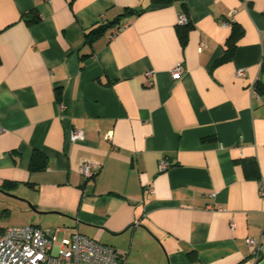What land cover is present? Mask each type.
Listing matches in <instances>:
<instances>
[{
	"label": "crops",
	"instance_id": "0c3cea01",
	"mask_svg": "<svg viewBox=\"0 0 264 264\" xmlns=\"http://www.w3.org/2000/svg\"><path fill=\"white\" fill-rule=\"evenodd\" d=\"M126 8L137 13L85 42ZM262 190L264 0H0L2 226L78 231L128 264H264L244 240L261 233Z\"/></svg>",
	"mask_w": 264,
	"mask_h": 264
},
{
	"label": "built area",
	"instance_id": "2783aa9c",
	"mask_svg": "<svg viewBox=\"0 0 264 264\" xmlns=\"http://www.w3.org/2000/svg\"><path fill=\"white\" fill-rule=\"evenodd\" d=\"M187 16L181 12L178 23H187ZM180 65L172 70L177 79L181 73ZM237 76L244 75L243 69L236 71ZM59 108H63L59 104ZM108 137V136H107ZM81 129L73 128L69 132L70 142L82 140ZM166 162L160 163V169L166 168ZM95 165L88 160L80 163V172L89 179L95 172ZM264 194V190L261 192ZM1 219V217H0ZM245 244L252 254L258 255L264 246V224L259 237L247 236ZM0 264H128L118 250L108 244L86 236L78 231L70 235L61 234L58 228H41L29 224L25 226H2L0 222Z\"/></svg>",
	"mask_w": 264,
	"mask_h": 264
},
{
	"label": "trees",
	"instance_id": "16d2710c",
	"mask_svg": "<svg viewBox=\"0 0 264 264\" xmlns=\"http://www.w3.org/2000/svg\"><path fill=\"white\" fill-rule=\"evenodd\" d=\"M151 1L155 5H163V4H168L171 2H178L179 5L184 6V0H151ZM136 13L137 11L126 8L123 10L122 13H120L117 17H115L110 22L98 23L94 25L93 27L86 30V32L84 33L85 42L87 44H91L95 39H97L99 36L107 32L108 30H112V32H115L123 24V21L126 15H132ZM36 19H37L36 17H33L32 21H35ZM187 24L188 23H185L182 26H178V29H177L178 38L181 41V43H184V40L186 37V29H187L186 25ZM240 33H241V27H236V25L233 24L232 32L227 41L226 50L222 58H220L218 62H221V61H224L230 58L231 54L233 53L235 49L237 37ZM240 163L242 164L244 175L246 178L251 179V178L259 177V169H258V165L255 159L243 158L240 160ZM45 166H46L45 158L42 155L40 156V154L35 153L32 156V159L30 162V169L33 171L42 170L45 168Z\"/></svg>",
	"mask_w": 264,
	"mask_h": 264
},
{
	"label": "water",
	"instance_id": "95a60500",
	"mask_svg": "<svg viewBox=\"0 0 264 264\" xmlns=\"http://www.w3.org/2000/svg\"><path fill=\"white\" fill-rule=\"evenodd\" d=\"M5 194L8 195V196H11V197L17 198V196H15V195H12V194H9V193H6V192H5ZM20 199H21V198H20ZM21 200L27 202L28 206H29L31 209H35V207H34V206H33L28 200H26V199H21Z\"/></svg>",
	"mask_w": 264,
	"mask_h": 264
},
{
	"label": "rangeland",
	"instance_id": "374dc122",
	"mask_svg": "<svg viewBox=\"0 0 264 264\" xmlns=\"http://www.w3.org/2000/svg\"><path fill=\"white\" fill-rule=\"evenodd\" d=\"M14 226H15V225H14ZM59 230H60V232H61L60 235L63 234V233H65L63 230H61V229H59ZM65 234H66V233H65ZM66 235H68V234H66Z\"/></svg>",
	"mask_w": 264,
	"mask_h": 264
}]
</instances>
